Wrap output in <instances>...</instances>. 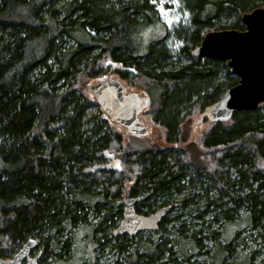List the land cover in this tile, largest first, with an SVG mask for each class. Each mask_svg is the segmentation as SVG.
<instances>
[{
  "label": "trees",
  "instance_id": "obj_1",
  "mask_svg": "<svg viewBox=\"0 0 264 264\" xmlns=\"http://www.w3.org/2000/svg\"><path fill=\"white\" fill-rule=\"evenodd\" d=\"M119 1L0 0V257L11 258L33 239L41 249L37 264L47 258L56 264L68 248L63 233L79 226L90 227L97 249L112 242L125 250L131 239H108L107 229L122 219L129 197L139 198L135 211L141 215L169 204L170 212L183 211L203 199L196 217L213 213L228 224L245 208L244 222L264 246V104L212 124L199 147L179 135L183 112L201 116L238 82L223 62L194 58L193 49L220 17L234 22L215 30H242L236 22L256 0H184L191 18L176 34L183 46L175 53L184 60H173L159 35L141 38L144 29L162 27L150 0ZM68 41L74 44L69 49ZM107 61L123 69L120 77L131 72L134 84L158 92L152 117L175 150L129 151L101 111L89 114L88 79ZM109 153L118 157L115 168L107 163ZM195 185L202 195L192 193ZM168 221L164 217L157 230ZM210 239L222 258L228 244L217 243L214 233ZM197 241L195 235L183 240L181 252ZM173 254L163 242L127 264H165L160 259L169 262Z\"/></svg>",
  "mask_w": 264,
  "mask_h": 264
},
{
  "label": "rangeland",
  "instance_id": "obj_2",
  "mask_svg": "<svg viewBox=\"0 0 264 264\" xmlns=\"http://www.w3.org/2000/svg\"><path fill=\"white\" fill-rule=\"evenodd\" d=\"M104 2L108 5L112 4L115 6L120 3L119 0H104ZM255 2L256 8H264V0H256ZM150 3L158 12L159 23L162 27L156 29H144L141 33V38L146 42L159 35L157 39L162 38V44L165 48L174 51L173 60H184L183 57L175 54L178 53L183 46V41L179 39L176 34L178 30L187 27L191 18V14L187 9L184 0H177V2L164 0L163 7L167 12L166 15L163 16L159 11L161 0H155V2L154 0H150ZM166 21H171V24ZM233 22V17H220L213 24L211 30H215L214 28L216 27L228 26ZM236 25L237 27L242 26L244 29L241 18L236 22ZM73 46L74 44L72 41H68L65 44L67 49ZM167 68L168 67H165V69ZM120 72L124 73L123 69L117 68L111 61H107L95 72L93 77L88 79L87 88L85 89L84 94L93 102V105L89 108V114H97L98 111L103 113L100 106L96 104L90 93L89 86L98 81L112 78L116 79L122 84L126 92H134L149 99L148 107L139 115L140 120L148 129V134L146 136L142 137L129 134L124 128L112 123L115 125V131L120 134L122 138L123 147L127 148L129 151L150 149L162 152L176 148L175 145L167 142L164 131L152 117V111L156 106L154 104H156L158 92L155 89L150 90L144 88L140 84H134L133 82L136 74H132L129 71L130 73L126 74V78H122L120 77ZM223 75L224 74H222V76ZM180 116L181 124L179 135H181V138L187 143H192L195 147H199L202 137L210 130L214 123L207 120H202L201 123H197L200 116H191L187 111L183 112ZM107 157V163L115 168V160H118L117 155L109 153ZM131 185L132 183H129L127 180L123 182V186L126 189H129ZM195 186V190H193L192 193L202 195L204 190L200 189L201 187H199V185ZM209 194L210 196H215L216 191L212 189V191H209ZM182 197L183 194H180L174 199V201H178ZM170 202L173 203V200ZM196 208L199 210L204 208L203 199L198 200L197 204H193L188 207V209H183V211L178 207L174 208V210L167 215L169 221L166 223L164 231H144L134 237H129L131 240L122 245L125 250H121L118 247H112V242L102 245L101 248L99 247L100 249H97L95 245L96 240L92 238V233L89 229L90 227L79 226L71 233H63V240L66 238L69 239L68 248L59 258L56 257V264L76 263L78 255H81L82 259L81 261L78 260L80 262L77 264H127V261L129 260L135 261L137 258L136 253H142L147 246L154 247L163 244V242L166 243V247L171 248L174 253L172 260L169 262L161 257L162 259H160V262L165 264H264V246L257 237L258 231L250 230L244 222L247 217L245 208L237 210L236 215L233 217L234 223L232 224L226 223L223 219L214 220L212 218L213 213H208L199 219L196 217V212H194ZM177 217L183 221V224L185 225L184 227L179 228L176 225L175 218ZM88 219L92 223H95L97 220L94 216H89ZM120 221L121 219L118 217L114 218L115 227H109L107 229L108 239H110L113 230L119 225ZM178 230L180 231L178 232ZM212 233L215 234L217 243L221 244V246L228 244L227 248H224L225 254L222 258H220V255L217 253V247L214 245L212 239H210ZM192 235H195L198 241L193 244V247L186 244L183 254L181 252L183 240L187 242V239L189 237L191 238ZM40 251V248H34L31 252V256H35ZM56 253H58V251L54 252V255H56ZM45 264H54L53 259H45ZM138 264H142V260L139 259Z\"/></svg>",
  "mask_w": 264,
  "mask_h": 264
},
{
  "label": "water",
  "instance_id": "obj_3",
  "mask_svg": "<svg viewBox=\"0 0 264 264\" xmlns=\"http://www.w3.org/2000/svg\"><path fill=\"white\" fill-rule=\"evenodd\" d=\"M241 21L243 30H211L192 51L194 58L223 62L230 74L238 78L236 85L226 89L217 102L203 110L197 123L202 120L227 122L237 112H253L264 104V8L244 13ZM89 91L111 123L129 134L142 137L148 134L139 118L148 107L147 97L126 92L113 78L91 84ZM138 202V197L123 200L122 219L113 230V236L134 237L144 231H155L174 207L169 204L149 215H141L135 211ZM35 244V240L28 239L11 258L0 257V264H37L41 253L31 256Z\"/></svg>",
  "mask_w": 264,
  "mask_h": 264
},
{
  "label": "snow or ice",
  "instance_id": "obj_4",
  "mask_svg": "<svg viewBox=\"0 0 264 264\" xmlns=\"http://www.w3.org/2000/svg\"><path fill=\"white\" fill-rule=\"evenodd\" d=\"M154 2H155V0H154ZM163 2H164V0H161V5L159 7V11H160L162 16L166 15V12H167V10L163 7ZM172 2H177V0H172ZM166 22L171 24V21H166Z\"/></svg>",
  "mask_w": 264,
  "mask_h": 264
}]
</instances>
